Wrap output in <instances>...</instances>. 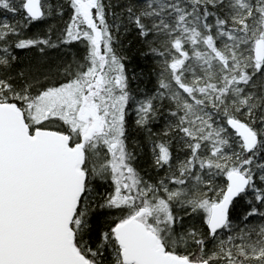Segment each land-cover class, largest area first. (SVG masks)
<instances>
[{"label":"snow or ice","instance_id":"1","mask_svg":"<svg viewBox=\"0 0 264 264\" xmlns=\"http://www.w3.org/2000/svg\"><path fill=\"white\" fill-rule=\"evenodd\" d=\"M0 264H264V0H0Z\"/></svg>","mask_w":264,"mask_h":264}]
</instances>
